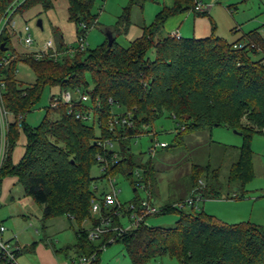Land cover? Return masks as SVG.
<instances>
[{"label":"trees","instance_id":"trees-1","mask_svg":"<svg viewBox=\"0 0 264 264\" xmlns=\"http://www.w3.org/2000/svg\"><path fill=\"white\" fill-rule=\"evenodd\" d=\"M12 1L0 0V18ZM143 1L127 0L119 20L123 22L122 30L126 29L129 7ZM66 2L67 19L73 21L76 37L80 33L84 35L96 22L91 0ZM34 4L48 9L52 0H19L0 29V42L6 47L0 49L3 103L13 116L24 114L39 98L44 84L57 85L59 91H70L74 103L69 111L68 104L58 98L54 105L46 106L44 115L32 128H25L24 120L17 125L12 119L0 180L5 174L15 175L23 191L41 205L42 218L64 215L75 222L74 241L63 249H73L77 255L93 252L94 257L87 264H95L100 244L111 242L107 238L114 233L88 239L87 228L81 225L84 220L90 224L98 221V216L89 209L91 198L101 201L102 192L96 194L92 185L96 178L113 169L130 174L133 167H139L142 174L133 180V185L142 182L150 190L151 164L135 159L129 141L133 134L148 130L147 124L163 113L175 121L177 132L223 125L242 134L237 157L229 164L226 175L228 181L238 183L239 191L221 196L243 195L242 185L252 176L248 139L254 132L264 133V37L257 28L242 32L232 41L213 31L202 37L175 38L168 32L159 34L165 19L176 12L192 10L205 14L203 10H193L194 0H173L171 6L155 14L150 24L142 25L140 34L126 45L117 43L113 30H109L112 34L109 45L105 38L94 47L69 46L71 52L64 51L55 59L33 57L14 49L10 36L13 15ZM80 22L83 27L79 26ZM53 33L57 48L63 50L59 31L54 29ZM150 47L152 58L146 55ZM258 52L259 56H252ZM18 62L31 69L32 81L23 82L16 77ZM78 93H85L86 99H77ZM107 97L120 105L124 114H130L131 126L114 124L109 128L108 117L115 110ZM87 108L93 112L91 119L74 116V111ZM51 112L56 115L51 117ZM19 126L26 135L25 149L19 162L11 164L10 149ZM104 137L116 144L112 150L118 157L106 173L93 176L89 173L90 167L99 166L95 153L108 158L110 155L108 149L96 143ZM211 170L205 165H193L190 172V187L196 185L191 191L193 198L194 195L220 197L218 169ZM137 202L134 199L132 203ZM174 202L168 201L153 212L176 209L178 216L172 224L150 225L141 220L113 237L112 241H121L131 264H145L162 254L173 256L178 264H264L263 227L251 221L226 223L195 209L192 204L182 210ZM101 214H107L105 207H101Z\"/></svg>","mask_w":264,"mask_h":264},{"label":"rangeland","instance_id":"rangeland-1","mask_svg":"<svg viewBox=\"0 0 264 264\" xmlns=\"http://www.w3.org/2000/svg\"><path fill=\"white\" fill-rule=\"evenodd\" d=\"M172 2L173 0H144L140 5L133 3L128 10L126 29L122 30L123 22L119 20L122 18L127 0H91V10L96 13V22L85 31V46L94 47L100 44L106 38V30H113L115 41L120 45H126L140 34L142 25L150 24L155 14L162 8L171 6ZM203 2L214 25L213 33L226 41H232L242 32L254 27L264 37V0H203ZM66 5V0H52V6L48 9H42L39 4H34L21 13L14 14L13 32L10 36L12 47L17 51L28 48L37 49L44 41L51 39L56 50L62 54L64 50L57 48L54 29L60 33L61 49L74 47L76 45L75 25L73 21L67 19ZM186 13L189 14L188 17L177 19L178 33L183 37L190 36L186 34L190 32L188 30L192 26L191 10L176 12L167 17L159 28V34L169 32L177 26L174 15L181 14V17ZM201 16L207 17V15ZM37 19L40 20V26L36 24ZM24 24L28 26V32L33 39L30 46L24 45L21 39L24 34L22 29ZM114 27H117V30ZM260 54L258 52L252 56L257 57ZM146 55L149 58L153 57L152 47L147 49ZM16 77L23 82H30L34 75L25 63L18 62ZM58 92L57 85L44 84L42 86L39 98L24 113L25 128H32L39 122L49 104L50 94L57 95ZM55 115L54 112L50 113L51 117ZM146 129L148 130L131 137L129 149L135 159L141 163L151 164L150 190L153 194L154 187L156 192L154 196H151V193L149 195L158 209L167 200L170 201L182 194L186 188L188 191L184 193L185 196L173 201H181L180 199L189 197L196 186L190 187L191 169L193 165H205L210 170L218 169V181L221 185L220 197L196 198L193 201V207L226 223L251 221L264 228V133L254 132L250 135L248 146L251 150L252 176L242 185V196L229 198L221 195L225 192L237 191L238 193L239 191L238 183L228 181L226 175L229 166L228 158L233 154L235 147L238 150V146L243 141L240 132L223 125H212L193 130L184 129L177 132L175 121L165 113L147 124ZM192 134L194 135L191 136ZM154 140L165 142L166 146L161 147L157 144L152 152L148 151ZM25 143L24 129L19 126L17 137L10 149L11 164L19 162L25 149ZM89 173L98 176L101 171L98 166L93 165ZM108 173L113 177V187L121 210L115 214V217L108 212L111 216L109 218L111 226L102 235L113 234L115 224L125 229L131 228L130 225L133 223L125 212L126 209L134 199L147 198V192L150 191L149 187H145L142 182L133 185V180L142 174V169L139 167H133L130 174H124L119 169H113ZM200 176L203 177V173H200ZM92 185L95 186L96 194L110 189L106 176L96 178ZM187 209L189 205L184 203L182 210ZM177 212L176 209H171L162 213L148 214L143 222L150 225H170L176 220ZM100 214L101 211L94 212L95 216ZM104 216L101 214L94 224H98L100 218ZM0 219L6 227L4 236L14 234L13 239L22 246L20 253L16 256V263L0 264H57V260H65L67 264H78L76 261L78 255L86 257L90 255L84 253L77 255L73 249H67L68 254L62 257L63 252L59 248L73 242L75 222L66 219L64 215L42 218L41 205L34 202L23 191L13 174H5L0 180ZM94 224H90L89 220H84L81 225L88 228ZM95 264H131V262L121 241L114 240L100 248ZM145 264H178V262L173 256L162 254L150 258Z\"/></svg>","mask_w":264,"mask_h":264},{"label":"built area","instance_id":"built-area-1","mask_svg":"<svg viewBox=\"0 0 264 264\" xmlns=\"http://www.w3.org/2000/svg\"><path fill=\"white\" fill-rule=\"evenodd\" d=\"M18 2L19 0H14L8 5V7L5 10L6 12L5 15L0 18V29L5 23V20L8 17L9 13L13 10V8ZM203 7L204 5L201 0H194L193 10L199 11V10H202ZM79 26L83 27L84 24L80 22ZM22 29L24 31V34L21 37L22 42L24 45L30 46L33 43V39L28 32V26L24 24ZM169 33L175 38H178L180 36L177 29H173ZM85 44L86 42L84 41V35L80 33L76 37V49L83 48ZM63 50L66 52H71L72 49L70 47H66ZM21 51L28 52L33 57L48 56V57H52L55 59L60 55V53L56 50V47L53 45L51 39L44 41L41 44L40 48H37V49L28 48L27 50H21ZM3 91H4V82L0 78V174H1L2 166L7 157L8 145H9V133H8L9 123L13 119V121H15L17 125H21V122L24 118V114L17 113L13 116L10 110L7 109V107L4 105L3 100H2ZM86 97L87 96L85 93L77 94V99L79 100H85ZM58 98L61 101L68 104V110L70 111L71 109L70 107L74 103L71 92L68 90H60L57 93V95L52 94L49 104L54 105L57 102ZM107 100L113 103V100L111 97H107ZM120 108H121L120 105H118L117 103H113V109L115 111L111 112V114L108 117L109 128L113 127L114 124L125 125V126L132 125V119L130 117V114L129 113L124 114L123 112L124 110ZM92 114L93 112L90 108H87L82 111L80 110L74 111L75 117H81L87 120L94 117ZM182 127H183L182 125H179V128H182ZM148 132L153 133L152 131H148ZM140 133H135L133 135L137 136ZM96 143L102 149H108V152L110 153L109 158L100 152L95 153V157L99 161L98 167L100 168V171L102 173H106L107 168L109 167L110 163H113L114 161H116L118 157V153L112 150L114 148V143H113V140L108 137L98 139L96 140ZM157 144L161 147L166 146L165 142H157V140H154V142H152V144L149 146L148 151L152 152ZM104 176H106L107 178V182L109 184L110 189L108 191H103V190L101 191L102 192L100 196L101 201L100 200L97 201L96 198H91L89 209H90L91 214H94V212L96 213L98 211H101V207H105V211L107 212V214L103 218H100V221L98 222V224L91 225L90 227L87 228L86 237L88 239H94L96 237H99L104 231L109 229L111 226V220H109L111 216L109 213H112L113 215H115L118 211L121 210L120 202L117 200L116 191L113 187V177L110 176L109 173H106ZM194 196L195 198H193L190 195L186 199H180L181 201H176L173 203V205L176 207H182L184 203L188 205H191V204L193 205L194 199L198 198L196 195ZM157 209L158 208L152 203V199L148 192H147V198H141L138 200L137 203H130L127 208L128 211L126 212L127 215L131 218L132 223H133L132 225H130V227L135 226L139 221L143 220L146 215L152 214ZM99 216H101V214ZM113 228H114V234L108 237L107 241H112L115 235L121 233L122 231L127 230L121 227V225L119 224H115ZM5 231H6V227L4 223L2 222V219H0V262L2 263H14L15 262L16 263V256L18 253H20L22 246H20L18 242L15 239H13L14 234H11L5 237L4 236ZM102 246H104V244ZM102 246H100V248ZM93 257H94L93 252L88 257L83 256V255L82 256L78 255L76 261L78 262V264H84Z\"/></svg>","mask_w":264,"mask_h":264},{"label":"crops","instance_id":"crops-1","mask_svg":"<svg viewBox=\"0 0 264 264\" xmlns=\"http://www.w3.org/2000/svg\"><path fill=\"white\" fill-rule=\"evenodd\" d=\"M201 1H203V0H201ZM203 5H204V7H203V11L205 12V14H197L196 12H194V11H192L191 10V12H192V16L190 17V19H191V22H192V26H191V29L190 30H188V31H190L188 34H186V35H190V36H192V37H202V36H205V35H208L210 32H212L213 31V28H214V25L212 24V20H211V17H210V15L209 14H207V9H206V6H205V4H204V2H203ZM184 11H186V10H184ZM181 12V11H180ZM175 14V13H174ZM173 15V14H172ZM180 15L181 14H176V15H174V16H176L175 18V20L174 21H177V26H175L173 29H177V31H178V25H179V23H178V20L177 19H179L180 18V20L183 18V17H188L189 16V14L188 13H186V15H182L181 17H180ZM201 15H207V17H202ZM171 16V15H170ZM169 17V16H168ZM180 20H179V22H180ZM173 29H171L169 32H171ZM106 31H109V30H106ZM168 32V33H169ZM180 35V34H179ZM181 36V35H180ZM190 36H184V37H190ZM194 134H192L191 136H193ZM190 136V135H189ZM238 152V150L236 149V147H235V149L233 150V154L228 158V163L230 164L232 161H234L235 159H236V157H237V152ZM186 190H187V188L185 189V190H183V193L182 194H180L178 197H176V198H173V199H171L172 201L173 200H176V199H178V198H180V197H183V196H185L184 195V193L186 192ZM188 191V190H187ZM155 188L153 187V194H152V192H151V190H150V192L148 191V193L151 195V196H154L155 195ZM229 198H232V197H229ZM151 199H152V197H151ZM183 199V198H182ZM170 200V201H171ZM169 200H167L166 202H168ZM166 202H164V203H166ZM163 203V204H164ZM66 219H67V217H66ZM74 241V240H73ZM72 243V242H71ZM67 244H70V243H67ZM67 244H64L62 247H64V246H66ZM31 248H32V245L30 246ZM62 247H60L59 249H60V251H62L63 252V256L62 257H66V255L68 254V251L70 250H66V249H63ZM58 252V251H57ZM57 264H67L66 262H65V260H57Z\"/></svg>","mask_w":264,"mask_h":264},{"label":"water","instance_id":"water-1","mask_svg":"<svg viewBox=\"0 0 264 264\" xmlns=\"http://www.w3.org/2000/svg\"><path fill=\"white\" fill-rule=\"evenodd\" d=\"M36 24L40 26V20L37 19L36 20ZM111 40H112V34L110 33V31H106V44L109 45L111 43ZM6 47H2V42H0V49H5ZM234 131L236 132H239L238 130L236 129H233Z\"/></svg>","mask_w":264,"mask_h":264}]
</instances>
